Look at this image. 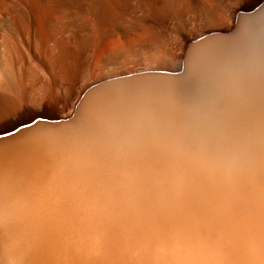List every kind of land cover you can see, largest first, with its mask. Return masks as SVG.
Here are the masks:
<instances>
[{
	"label": "bare ground",
	"instance_id": "6f19581e",
	"mask_svg": "<svg viewBox=\"0 0 264 264\" xmlns=\"http://www.w3.org/2000/svg\"><path fill=\"white\" fill-rule=\"evenodd\" d=\"M0 264H264V0H0Z\"/></svg>",
	"mask_w": 264,
	"mask_h": 264
},
{
	"label": "rangeland",
	"instance_id": "374dc122",
	"mask_svg": "<svg viewBox=\"0 0 264 264\" xmlns=\"http://www.w3.org/2000/svg\"><path fill=\"white\" fill-rule=\"evenodd\" d=\"M98 55L95 54L94 56V63L96 62L95 57H97ZM95 66V65H94ZM83 96V95H82ZM27 205L25 203L22 204H12L11 202L5 205V209L6 212L4 214V224H6L7 226H9L10 228L16 227V226H20V224H22V219L21 217L16 213V208H23L26 207Z\"/></svg>",
	"mask_w": 264,
	"mask_h": 264
}]
</instances>
